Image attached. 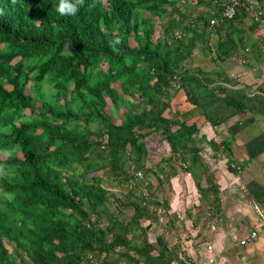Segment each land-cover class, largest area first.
Wrapping results in <instances>:
<instances>
[{"label": "trees", "instance_id": "16d2710c", "mask_svg": "<svg viewBox=\"0 0 264 264\" xmlns=\"http://www.w3.org/2000/svg\"><path fill=\"white\" fill-rule=\"evenodd\" d=\"M212 2L83 0L62 16L60 0H0V264H182L177 244L148 242L158 186L128 166L149 174L155 137L175 152L164 112L176 89L199 100L195 49L220 62L256 44L258 25L240 10L209 29ZM231 99L236 111L253 102L241 90Z\"/></svg>", "mask_w": 264, "mask_h": 264}, {"label": "crops", "instance_id": "0c3cea01", "mask_svg": "<svg viewBox=\"0 0 264 264\" xmlns=\"http://www.w3.org/2000/svg\"><path fill=\"white\" fill-rule=\"evenodd\" d=\"M251 37L256 44L245 46L244 68L237 63L245 47L237 59L220 62L198 49L191 53V70L204 71L199 100L190 103L176 89L164 112L173 121L175 152L159 138L146 146L143 166L162 205L157 236L168 247L186 238L179 244L182 264H264V224L253 210L257 206L264 215V28L257 26ZM202 61L209 67L199 66ZM240 70L246 72L240 82L228 79ZM239 90L253 102L243 103L242 111L225 106ZM210 110L216 122L206 120ZM251 232L255 238L240 245Z\"/></svg>", "mask_w": 264, "mask_h": 264}, {"label": "built area", "instance_id": "2783aa9c", "mask_svg": "<svg viewBox=\"0 0 264 264\" xmlns=\"http://www.w3.org/2000/svg\"><path fill=\"white\" fill-rule=\"evenodd\" d=\"M213 9L215 8V13H212L213 17L209 20L208 28L212 29L213 27H218L225 20L234 18L236 11L240 10L245 16L253 23H256L258 27L264 28V16L263 9L259 5L258 0H213L212 2ZM177 36V35H176ZM245 58L239 60L237 63L238 66L244 68L248 66V49L244 50ZM245 70H240L239 72H232L228 75L230 80L240 82L245 75ZM184 168V165H182ZM130 172L133 175L135 181L140 182L143 178L142 173L139 170H136L134 167H130ZM142 197H147L146 190L140 188L137 192ZM255 215L259 218L264 224V215L257 206L253 207ZM159 213V211H158ZM255 238V233H249L244 239L239 241L240 245L251 242ZM207 250H210L211 247L208 245ZM211 262V260H209Z\"/></svg>", "mask_w": 264, "mask_h": 264}, {"label": "rangeland", "instance_id": "374dc122", "mask_svg": "<svg viewBox=\"0 0 264 264\" xmlns=\"http://www.w3.org/2000/svg\"><path fill=\"white\" fill-rule=\"evenodd\" d=\"M212 39V41H213V37L211 38ZM210 43H212V42H210ZM210 43H209V46L211 47V45H210ZM208 46V45H207ZM204 64H205V66H204ZM214 65H215V63H214ZM199 66H202V68L203 69H206V68H208L209 67V65H208V63H206V61H202V62H199ZM204 66V67H203ZM210 67H213V66H210ZM203 73H204V71H202ZM229 79V78H228ZM8 88V87H7ZM43 89H47V87L46 86H44L43 87ZM27 112V111H26ZM158 140V138L157 137H155L152 141H150V142H148V146H151V147H153L154 146V144H156L157 141ZM150 143H154V144H150ZM147 146V145H146ZM0 159H5V157L2 155V154H0ZM182 168V167H181ZM128 172H129V170H128ZM141 172V171H140ZM142 173V172H141ZM142 176H143V178H142V180L140 181V182H142L143 184H146V182H148V183H151V186H153V187H156V185L154 184V182H153V180L152 179H150L149 181H148V179H147V177L146 176H144L143 175V173H142ZM146 178V179H145ZM135 182V181H134ZM136 183V182H135ZM141 183V184H142ZM140 184V183H139ZM138 184V185H139ZM144 189V188H143ZM145 190V189H144ZM112 193H114L115 195H116V197L117 198H119V197H121V192H122V190H118V189H111L110 190ZM123 193V192H122ZM147 194H148V192H147ZM154 195H155V193H154ZM154 195H152L153 197H155L156 198V196H154ZM149 196V195H148ZM148 198V197H147ZM106 207H107V209H108V211H110V212H112L118 219H119V221H121V222H125L129 217H130V212L127 210V209H124V207L123 206H121V205H117L114 201H113V199L112 198H110L109 200H108V204L106 205ZM159 209H161V208H158L156 211H155V215H156V217H160L161 215H160V213H157L158 212V210ZM158 218H157V221H158ZM157 221H155V222H153L152 224H151V227L147 230V240H148V242H153L154 240H155V237L157 236V234L159 233L158 232V226L156 225L157 224ZM143 224V226L144 225H146V224H148V222L147 221H145V222H143L142 223ZM163 238V237H162ZM164 239V238H163ZM188 239V238H187ZM184 240H186V238L183 236V237H177V241H179V242H177L176 244H177V247H176V250H177V254H179V256H182V254H183V251H181V249H180V246H179V244H181V242L182 241H184ZM165 241H167V240H165ZM170 247H172V246H170Z\"/></svg>", "mask_w": 264, "mask_h": 264}, {"label": "clouds", "instance_id": "9594fccd", "mask_svg": "<svg viewBox=\"0 0 264 264\" xmlns=\"http://www.w3.org/2000/svg\"><path fill=\"white\" fill-rule=\"evenodd\" d=\"M83 0H76L75 3L70 2V0H60L57 11L63 15H75L79 10V5L82 4ZM121 41L117 38L114 41H110V47L115 48V45L120 44ZM2 172V169H0Z\"/></svg>", "mask_w": 264, "mask_h": 264}]
</instances>
